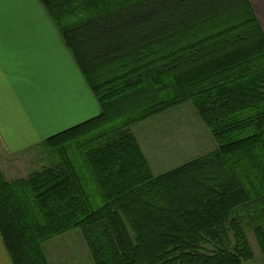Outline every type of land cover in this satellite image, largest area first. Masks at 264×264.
I'll return each instance as SVG.
<instances>
[{"label":"trees","instance_id":"16d2710c","mask_svg":"<svg viewBox=\"0 0 264 264\" xmlns=\"http://www.w3.org/2000/svg\"><path fill=\"white\" fill-rule=\"evenodd\" d=\"M100 114L7 182L12 264L79 229L95 264H243L264 252V34L248 0H39ZM190 103L215 149L153 176L130 128ZM243 216V219L242 217Z\"/></svg>","mask_w":264,"mask_h":264},{"label":"crops","instance_id":"0c3cea01","mask_svg":"<svg viewBox=\"0 0 264 264\" xmlns=\"http://www.w3.org/2000/svg\"><path fill=\"white\" fill-rule=\"evenodd\" d=\"M248 1L264 34V0ZM99 114L93 93L39 0H0V172L3 177L8 182L28 177L33 171L15 177L13 171L8 172L9 166L16 158L28 157L35 150L44 151L38 161L40 166L49 165L45 141ZM163 114L131 129L145 160L139 135L148 133L141 138H149L152 143L151 123ZM170 134L162 137L170 138ZM71 231L41 244L47 264H95L81 232L64 236ZM259 252L260 256L253 252L252 258L243 264H264V252ZM0 264H12L1 238Z\"/></svg>","mask_w":264,"mask_h":264},{"label":"rangeland","instance_id":"374dc122","mask_svg":"<svg viewBox=\"0 0 264 264\" xmlns=\"http://www.w3.org/2000/svg\"><path fill=\"white\" fill-rule=\"evenodd\" d=\"M153 121H155V123H151V128L149 130L151 132L149 136H152L153 138L151 140L152 143L149 142V138H141V136H144L148 133H141L139 135V142L141 143L142 149L145 152L147 160L146 163L153 176H158L173 170L187 162L207 154L215 148V143L210 133L198 118L190 103H186L177 108L171 109L165 112L162 116H159V118H155ZM132 127L130 128V132ZM164 133L170 134L169 136L172 137H162L165 135ZM145 147H148V151H145ZM153 149L161 151L156 152ZM43 153V150H40L39 153L35 150L31 155H28V157L23 155V158H16L15 161L13 160L11 163L12 165L9 166L11 170H8V172L13 171L12 175L15 177H23L28 173V171H35L36 168L41 167L39 164L40 162L38 161L40 159V155L43 156ZM47 165L48 164L45 166ZM3 179L7 181L4 177ZM241 217L243 219V216ZM253 226V223L247 219H244L241 225L251 253L253 254L254 252L256 255L260 256L262 253L259 252L260 248L258 241L252 230ZM80 232L81 231L79 229H73L70 234L64 236H75L79 235ZM247 261H244L243 263H246Z\"/></svg>","mask_w":264,"mask_h":264}]
</instances>
